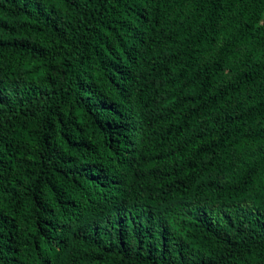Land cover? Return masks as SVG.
Here are the masks:
<instances>
[{
	"label": "trees",
	"instance_id": "obj_1",
	"mask_svg": "<svg viewBox=\"0 0 264 264\" xmlns=\"http://www.w3.org/2000/svg\"><path fill=\"white\" fill-rule=\"evenodd\" d=\"M0 264H264V0H0Z\"/></svg>",
	"mask_w": 264,
	"mask_h": 264
}]
</instances>
